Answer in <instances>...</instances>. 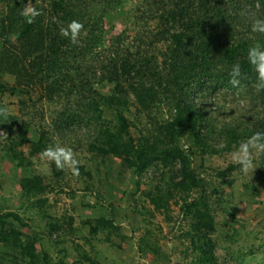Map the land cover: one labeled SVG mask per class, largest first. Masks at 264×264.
<instances>
[{
	"label": "trees",
	"instance_id": "16d2710c",
	"mask_svg": "<svg viewBox=\"0 0 264 264\" xmlns=\"http://www.w3.org/2000/svg\"><path fill=\"white\" fill-rule=\"evenodd\" d=\"M0 2L4 6L0 15L4 49L0 56V93L28 95L36 103L31 94L35 86H40L48 102L64 106L51 120L50 129L33 130L37 132L35 139L29 136V122L22 124L13 116L6 122L7 134L0 150L16 161V166L25 168L19 181L22 194L37 198L33 203L37 206L46 201L40 196L47 186L43 177L31 170L29 156L44 153L54 145L58 134L75 133L76 126H85L88 131L92 127L89 151L119 160L120 174L130 171L141 177L154 168V178L158 175L155 187L143 193L151 209L143 221L139 252L153 253L166 261L163 264L171 261L172 252L163 250L153 228L159 226L152 224L155 214L161 213L173 224L188 225L179 236L186 243L177 264H219L213 235L217 223L207 181L193 167V158L238 148L256 132H264V117L245 123V127L237 118L218 123L209 115L212 110L207 105L228 94L231 101L234 95L242 99L254 96L264 104V91H257L256 74L246 59L251 46L264 45V34L252 31L253 22L264 19V0ZM24 6L35 7L42 14L28 23L20 14ZM120 6L128 9L132 35L122 31L106 44L104 17ZM73 20L84 26L76 44L59 35L60 28ZM234 63H239L244 73L240 89L229 84ZM104 83L111 86L105 93L95 87ZM19 104L26 106L24 99ZM164 105L168 115L153 117V109ZM215 110L233 113V107L225 101ZM141 116L149 120L150 129L138 127ZM219 141L223 142L221 148L214 146ZM25 144L29 146L28 155L19 150ZM257 163L259 180L249 187L260 194L264 156ZM52 169L59 180L62 171L55 163ZM237 170L241 169L236 163L229 164L217 174L224 177ZM139 186L138 180L136 190ZM212 193L223 202V192ZM173 205L178 206L176 217L172 215ZM108 208L109 215L91 226L92 234L121 232L114 205L109 203ZM26 226L19 214L0 212V264H64L62 259L53 263L46 252L40 253L38 237L21 231ZM50 227L57 229L59 225ZM237 236L238 231L232 229L227 239L233 241Z\"/></svg>",
	"mask_w": 264,
	"mask_h": 264
},
{
	"label": "rangeland",
	"instance_id": "374dc122",
	"mask_svg": "<svg viewBox=\"0 0 264 264\" xmlns=\"http://www.w3.org/2000/svg\"><path fill=\"white\" fill-rule=\"evenodd\" d=\"M31 1L28 0V5ZM2 11L4 6L0 2V15ZM127 12V7L120 6L105 15L103 26L106 30V44L110 43L111 37L122 31L132 35ZM2 50L4 51L0 41V56ZM8 81L12 83L11 78ZM95 87L104 93L111 89L109 83ZM44 95L45 92L40 86H35L31 94L36 103L29 100L28 95H12L9 91L0 93V107H7L9 116L20 119L22 124L30 123L31 139L36 138L37 132L34 133L33 130H47L56 113L62 111L64 107L55 101L48 102ZM230 96L228 94L224 98L210 100L212 102L207 104L210 110L215 111L214 113L210 111L209 115L216 122L237 118L245 127V123L258 122L264 117V104L261 99L256 100L254 96H245L242 99L234 95L235 100L231 101ZM21 99L25 100V107L19 104ZM224 101L229 107H233V113L215 110L217 105L224 104ZM167 110V105L159 109L154 108L152 116L155 118L162 114L166 116ZM149 123L145 116H141L137 121L138 127L144 131L151 128ZM6 125L7 123H1L0 143L5 141ZM74 131L75 133L54 136L53 146L71 149L74 158L79 161L78 176L66 166L59 168L62 174L59 180H56L52 173V163L55 161L47 159L42 154L29 156L31 170L40 174L44 179V185L47 186L40 196L46 200L41 206L33 204L37 198H27V195L21 192L19 181L25 175V168L16 166V161H12L0 150V212L19 214L22 222L27 225L21 228V231L26 235L37 236L39 239L37 249L40 253L46 252L49 261L53 263L62 259L64 264H92L85 257L96 264L166 262L159 260L153 253L142 254L138 250L144 233L143 221L147 210L151 209L143 193L155 187L158 175L155 179L153 173L156 170L150 168L141 177L133 175L130 171L120 174L119 160L111 156L102 158L89 151L87 144L93 140L90 136L93 135L92 127L88 131L85 126H76ZM214 146L221 148L223 142L219 141ZM19 150L28 155V144ZM238 150L239 147L214 155H198L193 158L192 165L207 181L210 204L217 223L213 235L216 241L215 255L219 264H264V186H259L260 194H255L249 187L252 182L257 183L259 180L256 175L257 168L248 174L241 170L224 177L217 174L229 164H235L233 156ZM138 180L140 186L136 190ZM213 190L224 193L222 203L217 200L219 196L212 193ZM109 203L115 207L121 232L117 234L105 230L92 234L91 226L95 220L109 215ZM178 212V206L173 205L172 215L176 217ZM53 223H57L59 227L51 228L50 225ZM152 224L160 228L153 227L163 250L172 252L171 261L167 264H177L182 260L181 250L186 243L184 238L179 236L181 231L188 229V225L182 222L180 225L173 224L161 213L155 214ZM232 229H236L239 236L233 241H228L227 236H230Z\"/></svg>",
	"mask_w": 264,
	"mask_h": 264
},
{
	"label": "clouds",
	"instance_id": "9594fccd",
	"mask_svg": "<svg viewBox=\"0 0 264 264\" xmlns=\"http://www.w3.org/2000/svg\"><path fill=\"white\" fill-rule=\"evenodd\" d=\"M20 14L28 23H32L42 13L35 7L24 6ZM83 27L82 23L73 20L60 28L59 35L70 43L76 44ZM252 31L264 34V19H256L252 24ZM246 59L251 70L256 74L255 86L257 91H264V45L251 46L247 50ZM243 78L242 66L239 63H234L229 72V84L234 89H240ZM0 121L4 123L9 121V109L7 107H0ZM42 156L55 161L58 168L62 169L67 166L74 175H79V161L74 158L71 149L62 148L59 145L50 146L42 153ZM261 156H264V132H256L240 144L233 159L241 171L248 174L258 167L257 161Z\"/></svg>",
	"mask_w": 264,
	"mask_h": 264
}]
</instances>
